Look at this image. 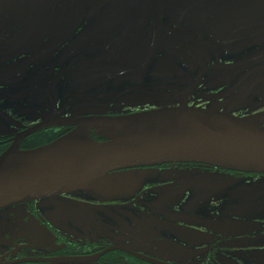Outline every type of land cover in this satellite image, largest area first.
I'll list each match as a JSON object with an SVG mask.
<instances>
[{
	"label": "flooded vegetation",
	"instance_id": "flooded-vegetation-1",
	"mask_svg": "<svg viewBox=\"0 0 264 264\" xmlns=\"http://www.w3.org/2000/svg\"><path fill=\"white\" fill-rule=\"evenodd\" d=\"M179 107L264 117V0H0V157ZM96 188L0 209V264H264V173L168 162Z\"/></svg>",
	"mask_w": 264,
	"mask_h": 264
},
{
	"label": "water",
	"instance_id": "water-1",
	"mask_svg": "<svg viewBox=\"0 0 264 264\" xmlns=\"http://www.w3.org/2000/svg\"><path fill=\"white\" fill-rule=\"evenodd\" d=\"M262 118L179 107L87 120L47 146L0 157V209L77 190L95 195L111 172L168 162L264 173ZM92 129L102 141L88 136Z\"/></svg>",
	"mask_w": 264,
	"mask_h": 264
}]
</instances>
